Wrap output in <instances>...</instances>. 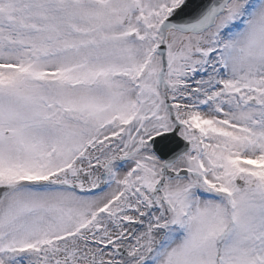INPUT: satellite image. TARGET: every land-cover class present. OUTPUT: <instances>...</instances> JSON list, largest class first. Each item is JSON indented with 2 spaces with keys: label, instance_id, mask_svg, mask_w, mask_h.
<instances>
[{
  "label": "snow or ice",
  "instance_id": "snow-or-ice-1",
  "mask_svg": "<svg viewBox=\"0 0 264 264\" xmlns=\"http://www.w3.org/2000/svg\"><path fill=\"white\" fill-rule=\"evenodd\" d=\"M0 264H264V0H0Z\"/></svg>",
  "mask_w": 264,
  "mask_h": 264
}]
</instances>
